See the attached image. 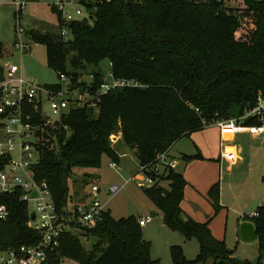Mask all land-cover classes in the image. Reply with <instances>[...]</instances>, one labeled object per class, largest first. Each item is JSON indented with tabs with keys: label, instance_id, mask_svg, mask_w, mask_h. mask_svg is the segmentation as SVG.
I'll use <instances>...</instances> for the list:
<instances>
[{
	"label": "trees",
	"instance_id": "16d2710c",
	"mask_svg": "<svg viewBox=\"0 0 264 264\" xmlns=\"http://www.w3.org/2000/svg\"><path fill=\"white\" fill-rule=\"evenodd\" d=\"M231 1L237 6L223 7L217 0L103 1L92 25H68L71 35L67 41L57 34L25 33L33 44L44 47L46 66L57 79L66 75L72 89L87 87L78 83L83 71L94 77L88 85L93 93L102 82V61L111 64L113 77L142 85L102 96L97 113L75 107L54 126L43 125L33 175L35 181L46 183L59 215L70 197L73 171L98 169L102 155L119 163L109 141L114 132H121L122 143L142 167L156 154L205 129L203 121L212 124L232 119L233 105L239 109L238 117L255 106L259 91H264V0ZM46 86L59 89L57 84ZM172 89L179 95L169 100ZM169 101L171 107L165 108ZM242 125L259 123L249 118ZM182 159L188 163L202 156L196 151L182 154ZM4 160L0 159V170ZM151 177L155 184L143 192L161 212L163 225L198 243L193 260L184 257L180 246L171 245L172 264H204L209 259L212 264H262L264 205L256 208L257 216L250 220L257 235V261H240L211 235L210 218L199 223L184 217L180 204L187 182L180 172L168 169L164 175ZM215 188L211 193L215 194ZM0 204L10 211L8 219L0 222V248L36 245L39 236L27 225L26 203L14 194L0 197ZM83 234L94 239L89 250L77 237L65 233L58 248L49 252L47 264H61L64 259L77 264H159L149 257L150 243L142 240L133 216L114 219L107 210Z\"/></svg>",
	"mask_w": 264,
	"mask_h": 264
},
{
	"label": "rangeland",
	"instance_id": "374dc122",
	"mask_svg": "<svg viewBox=\"0 0 264 264\" xmlns=\"http://www.w3.org/2000/svg\"><path fill=\"white\" fill-rule=\"evenodd\" d=\"M49 0H0V63L4 68L17 65L20 74L40 85L58 83V79L45 62V49L42 45L32 44L29 51L21 53L14 49L13 42L19 39L17 26L29 31L57 34L59 28L55 14L46 5ZM23 4L24 11L19 18L14 16L15 3ZM25 3V4H24ZM228 7H236L231 0L226 2ZM24 40V38H20ZM107 61H102L100 67L103 72L107 68ZM87 72L81 73V80H87ZM258 94L264 96V91ZM169 100L179 95L176 89L168 93ZM172 102L165 104L170 108ZM239 109L231 107V118L237 119ZM235 145L240 148L242 159L236 167L229 168L221 160L220 152L222 141L219 129L210 126L183 138L173 145L170 154L179 159L182 154L193 155L199 151L202 159H195L179 167L187 185L183 191L181 208L184 217L194 221L210 218L208 223L211 235L223 241L227 249L232 250V256L240 261L255 263L258 257L257 242H242L239 227L249 221L243 216L254 212L258 206L264 205V138L252 139L247 134L237 136ZM120 155L119 171L108 167L111 162L106 155L101 156L98 169L75 170L69 181V200L73 203L83 199L92 185L100 187L99 199L114 219L133 216L136 219L150 218L149 222L141 227V238L150 243L149 257L158 260L159 264H172L169 257L171 245L180 246L187 260H193L198 254V243L195 239L185 240L183 235L169 230L163 225L161 212L145 196L140 187L141 174L136 180L131 177L138 170V161L132 151L122 141L113 146ZM85 174V175H84ZM88 175V176H86ZM110 185L120 186V190L113 195L105 194L104 190ZM164 185V183L162 184ZM214 193L211 190L214 186ZM34 209L31 202L29 212ZM150 213H156L153 218ZM81 243L85 250H89L94 243L91 237ZM264 264V260L261 261ZM61 264H77L72 260L64 259ZM204 264H212L209 259Z\"/></svg>",
	"mask_w": 264,
	"mask_h": 264
},
{
	"label": "built area",
	"instance_id": "2783aa9c",
	"mask_svg": "<svg viewBox=\"0 0 264 264\" xmlns=\"http://www.w3.org/2000/svg\"><path fill=\"white\" fill-rule=\"evenodd\" d=\"M103 1L111 0H49L46 5L56 16L59 37L67 41L71 35L68 25L83 22L92 25L97 6ZM188 1L204 3L208 0ZM217 1L222 2L223 7H228V0ZM15 7L16 17L19 18V13L24 11L23 4L16 2ZM17 36L19 39L13 42L14 49L21 53L29 51L33 43L25 37L24 29L20 25L17 26ZM22 37L24 40H20ZM0 67L3 70V81L0 82V159H5L0 170V197L16 194L21 202L26 203L27 225L39 236V241L34 246L0 248V264H47L49 252L58 248L63 234L70 233L80 243L88 240L83 234L84 231L94 228L107 209L99 199L100 187L92 185L83 199H77L73 203L68 199L62 213L58 214L46 183L35 181L33 175L32 168L38 161L37 148L40 134H43V125L54 126L75 107L90 108L97 113L102 96L124 88H141L142 85L135 80L113 77L110 63L102 74V82L93 93L88 90V85L94 80L93 75H88L87 80H78V83L83 82L87 87L72 89L70 79L61 74L56 83L59 89L54 90L23 77L17 65L4 68L0 63ZM249 118L257 121L259 125L243 126L242 122ZM209 126L219 129L222 142H229L233 135L242 132L264 136V96L258 94L255 106L244 111L237 119L217 120L212 124L203 121V127ZM109 141L112 147L120 142L121 132H114ZM31 143H36L37 148H33ZM170 149L156 154L154 160L147 165L138 166L131 181H135L136 175L141 174L139 186L151 187L155 184L151 175L159 177L168 169L177 171L181 159L172 156ZM220 156L230 166L239 159L236 149L226 146L221 148ZM108 167L115 171L120 170L119 165L112 161ZM119 190L120 186L110 185L104 192L113 195ZM33 191L37 193L36 198H31ZM31 202L34 209L29 212L28 205ZM9 215L8 207L0 204V222L6 221ZM256 216L254 211L243 217L252 220ZM149 220L148 217L141 218L137 219V223L141 228Z\"/></svg>",
	"mask_w": 264,
	"mask_h": 264
},
{
	"label": "water",
	"instance_id": "95a60500",
	"mask_svg": "<svg viewBox=\"0 0 264 264\" xmlns=\"http://www.w3.org/2000/svg\"><path fill=\"white\" fill-rule=\"evenodd\" d=\"M3 81V70L0 67V82ZM33 148H37L36 143H31ZM37 193L33 191L31 193V198H36ZM156 216V213H150V217L153 218ZM33 218V216H32ZM239 232H240V238L242 242L248 243V242H253L257 241V235L254 229V226L251 222H243L240 227H239Z\"/></svg>",
	"mask_w": 264,
	"mask_h": 264
},
{
	"label": "crops",
	"instance_id": "0c3cea01",
	"mask_svg": "<svg viewBox=\"0 0 264 264\" xmlns=\"http://www.w3.org/2000/svg\"><path fill=\"white\" fill-rule=\"evenodd\" d=\"M43 85H45V84H43ZM46 86V85H45ZM230 114H231V110H230ZM210 127V126H209ZM226 132V131H225ZM242 134H247V135H249V137L250 138H252V139H257V138H264V136L263 135H257V134H255V133H253V132H248V133H246V132H242V133H237V134H235V135H233V137L231 138V139H229V142H222V146H221V148L223 147V146H226V148H235L236 149V152L238 153V157H239V159L237 160V162L235 163V165L233 166V167H236L237 165H239L240 164V160L242 159V153H241V151H240V148L237 146V144L235 145V141H236V138H237V136H240V135H242ZM180 161L181 162H179V165H178V167H177V171L178 172H180L181 174H182V172H181V170H179V167L182 165V164H184L185 165V162L183 161V159H182V155H181V157H180ZM119 163H120V155H119ZM118 163V164H119ZM226 165H227V163H225ZM229 168H231L232 166H230V165H227ZM183 175V174H182ZM183 178H184V176H183ZM183 201V200H182ZM181 204H182V202H181ZM181 204H180V207H181ZM182 209V208H181ZM183 211V210H182ZM157 215V214H156ZM142 217H140L139 219H141ZM208 218L207 217H205V219H203L202 221H196V222H199V223H203V222H205L206 220H207ZM247 222H249V221H247Z\"/></svg>",
	"mask_w": 264,
	"mask_h": 264
},
{
	"label": "bare ground",
	"instance_id": "6f19581e",
	"mask_svg": "<svg viewBox=\"0 0 264 264\" xmlns=\"http://www.w3.org/2000/svg\"><path fill=\"white\" fill-rule=\"evenodd\" d=\"M226 132H229V131H226Z\"/></svg>",
	"mask_w": 264,
	"mask_h": 264
}]
</instances>
